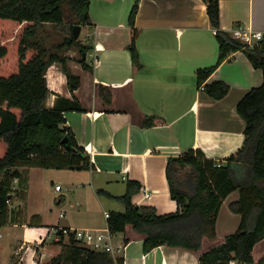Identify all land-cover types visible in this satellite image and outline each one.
<instances>
[{
  "label": "crops",
  "instance_id": "0c3cea01",
  "mask_svg": "<svg viewBox=\"0 0 264 264\" xmlns=\"http://www.w3.org/2000/svg\"><path fill=\"white\" fill-rule=\"evenodd\" d=\"M120 10L121 6L114 5L107 9L105 23L89 17V25L81 27L80 34L83 28L93 26V31L86 34L92 40L90 45L79 40L80 34L78 37L80 44L89 48L85 59L76 47L63 53L69 70L80 78L73 95L85 110L65 113V126L79 146L91 147V167L82 171L58 170L60 174H51L52 169L19 168L28 181L21 207L25 220L23 224L8 223L0 228V239H6L4 246H11L14 255L21 256L12 264H49L63 251L62 243L52 240L47 233L51 227L72 228V221L65 216L60 218L59 214L58 219L63 220L61 225L47 220L44 183L48 180L54 184L51 176L66 179L70 190L78 193L77 201L86 206L78 205L76 212L81 218L80 222L76 221V228L104 229L107 223L103 213L113 211H104L102 218L91 209L93 181L98 191L113 197L124 194L126 182H137L140 191L132 196L134 205L152 206L157 215L173 213L177 205L169 195L165 174L168 158L193 149L200 150L208 159L224 161L243 143L244 121L237 115L236 105L247 92L262 84V71L253 67L243 51H237L205 81V84L214 81L226 84L229 91L224 98L215 100L197 87L195 72L215 65L218 58V45L205 3L202 0H140L134 22L138 32L135 48L139 68L131 62L128 51L131 30L128 17L120 16ZM219 13L220 30L224 32L241 27L264 34V0H220ZM88 55L92 57L89 63ZM81 59L90 70L82 68ZM46 81L51 92L48 107L54 105L57 96L71 99L59 64L48 68ZM99 86L109 90V104L99 96ZM149 118L152 126L143 127L142 122ZM115 173L123 182L119 193L110 189ZM61 191L62 187L55 192ZM144 192L149 194L148 198ZM56 198L54 203L59 208L66 204V197L58 202ZM96 199L101 206V201ZM237 199L238 192H233L222 203L216 220V237L203 238L200 250L160 246L149 253L143 252L142 260L146 264H198L201 254L222 244L226 236L238 229L240 217L229 210V204ZM15 206L14 203L11 210ZM35 215L39 219L30 221ZM143 239L131 226L113 235L112 243L120 248L118 257L123 264H126L125 252L131 247L143 251ZM263 256L264 239L252 251L254 262Z\"/></svg>",
  "mask_w": 264,
  "mask_h": 264
},
{
  "label": "trees",
  "instance_id": "16d2710c",
  "mask_svg": "<svg viewBox=\"0 0 264 264\" xmlns=\"http://www.w3.org/2000/svg\"><path fill=\"white\" fill-rule=\"evenodd\" d=\"M90 1L0 0V228L25 220L21 207L11 210L6 203L8 198L25 202L28 181L19 168L82 171L91 167L89 155L65 126V113L85 110L73 95L80 78L72 74L63 56L72 47L81 55L89 50L74 39L73 27L89 25ZM202 1L210 27L217 30L218 58L215 65L195 72L197 87L203 86L202 91L215 100L224 98L229 91L226 84L205 81L237 51H243L253 67L262 71V84L236 105V113L244 121L243 143L224 161L208 159L193 149L168 158L165 174L169 195L177 205L173 213L157 215L152 206L134 205L132 196L140 191L134 181L126 182L125 192L119 197L103 192L124 207L122 212H110L106 223L113 235L125 232L127 226L142 234L144 253L160 246L196 252L203 238L215 239L219 209L231 193L238 192V199L229 204V210L240 217L238 229L222 244L201 254L198 264H228L232 259L238 264H264V256L257 262L252 257L253 247L264 239V36L258 46H244L220 30V0ZM139 2L134 0L127 22L131 30L128 51L135 68L141 66L134 28ZM45 24L63 30L62 42L54 50H47L37 39L39 28ZM79 62L83 69L90 70L84 60ZM56 63L65 75L71 99L57 96L54 105L48 107L51 92L46 73ZM98 94L110 103L106 87L99 86ZM142 126L151 127L152 119H145ZM65 138L67 144L62 143ZM15 179L18 182L13 190ZM37 219L35 215L30 221ZM60 243L61 256L49 264H123L121 258L87 250L73 238H62Z\"/></svg>",
  "mask_w": 264,
  "mask_h": 264
},
{
  "label": "rangeland",
  "instance_id": "374dc122",
  "mask_svg": "<svg viewBox=\"0 0 264 264\" xmlns=\"http://www.w3.org/2000/svg\"><path fill=\"white\" fill-rule=\"evenodd\" d=\"M110 3V2H109ZM108 1L105 0H91L89 5V17L93 21H101L105 23L107 20L108 15L106 14L107 9L111 8L115 5V7L121 6V12L119 13L120 16L128 17V14L130 13V10L134 4V0H115L114 4H109ZM93 31V26L90 28H83L79 40L82 41L84 44L90 45L92 40L87 39L86 34L91 33ZM37 39L44 43V46L47 50H54L57 45H59L62 42L63 39V30L61 28H55L53 25L45 24L42 25L41 28H39ZM92 57L90 55L87 56V62H91ZM107 171V169H105ZM51 174H60L58 170H51ZM83 174V173H81ZM82 176V175H81ZM114 181L110 187L114 193H119V189L122 190L123 182H121L120 177L117 173H115ZM52 180L54 181V184H52L50 181L47 180L46 183H44V189L46 192V202L44 205V209L47 213V220L49 223H60V225L63 223V220L58 219V214H60V209H62V215L65 216V219H70L72 222V228H76V225L80 222V216L77 214L78 205L80 207H84V203L77 201L78 200V193L74 192L73 190H70V187L67 184L66 179H62L59 177H56V175L51 176ZM50 179V177H49ZM115 182H119L118 184ZM58 183L60 188L62 187V191L60 193H56L54 190V185ZM92 192L94 196V201L92 203L91 209L94 210V212H97V214H100L102 216V213L106 210H112L113 212H121L123 211L124 207L123 204L119 201H114L110 199L108 196H106L105 193L99 192L97 189L96 181L92 182ZM72 188V187H71ZM89 190L90 187H88ZM101 191V190H100ZM57 196V202L61 197H66V204L62 207H58L54 203V197ZM98 198L101 201V206L97 202ZM13 207V205L11 206ZM16 208L22 207L21 206H15ZM86 207V206H85ZM84 207V208H85ZM60 212V213H59ZM63 216V217H64ZM103 218V216H102ZM4 240L5 238L0 239V264H9V260H11V264L13 261H16L17 258H20L21 256H15L13 249H11V246H4ZM67 243V240H65V244ZM58 249V248H57ZM12 253V254H10ZM62 254L58 253L56 257H60ZM143 251L141 250H134L133 247H131L129 250L125 252V261L126 264H146L145 260H142ZM258 256V253H255V257Z\"/></svg>",
  "mask_w": 264,
  "mask_h": 264
},
{
  "label": "built area",
  "instance_id": "2783aa9c",
  "mask_svg": "<svg viewBox=\"0 0 264 264\" xmlns=\"http://www.w3.org/2000/svg\"><path fill=\"white\" fill-rule=\"evenodd\" d=\"M217 32L216 29H213V34L215 35ZM230 37L234 40L239 41L244 46L249 48H254L259 45V43L263 40L264 34L262 32L258 31H252L250 29L237 27L232 29L230 32H228ZM200 90H203V86L200 87ZM86 153L90 156H93V153L91 151V147L88 145L85 147ZM217 167L219 164L216 165ZM18 180L15 179L13 181V187L12 189H15V186L17 184ZM55 191L59 192L61 190L60 186L54 187ZM144 197L148 198L149 194H146L144 192ZM6 203L8 206H12L14 203L17 206H21L22 203L19 201H12L10 198L6 200ZM61 212L59 214L60 218H63L64 215ZM104 217L107 220L109 218V213L104 212ZM48 236L56 241L60 242L62 238L68 239L73 238L79 246L90 250V251H97V252H106L110 254L113 258H119L118 254L120 253V248H115V246L112 243L113 240V234L108 229V226L106 224L104 229H77V228H68V227H51L48 230ZM228 264H238V262L234 259L230 260Z\"/></svg>",
  "mask_w": 264,
  "mask_h": 264
},
{
  "label": "water",
  "instance_id": "95a60500",
  "mask_svg": "<svg viewBox=\"0 0 264 264\" xmlns=\"http://www.w3.org/2000/svg\"><path fill=\"white\" fill-rule=\"evenodd\" d=\"M80 30H81V27L80 26H74L73 27V36H74V39H78L79 37V34H80ZM82 58L85 59V54L82 55ZM67 139L65 138L62 143L63 144H67Z\"/></svg>",
  "mask_w": 264,
  "mask_h": 264
}]
</instances>
